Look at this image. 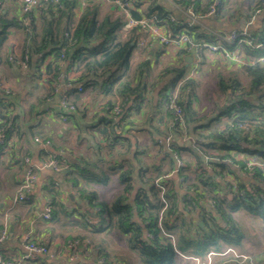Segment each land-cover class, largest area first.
I'll return each instance as SVG.
<instances>
[{
    "label": "crops",
    "instance_id": "obj_1",
    "mask_svg": "<svg viewBox=\"0 0 264 264\" xmlns=\"http://www.w3.org/2000/svg\"><path fill=\"white\" fill-rule=\"evenodd\" d=\"M219 1L220 7H218L216 17L201 19V25L198 26L200 33L204 32L203 26L225 32L245 28L251 35L264 28V10L261 14H254L256 0ZM190 2H193V5L200 11L204 10L209 3L208 0L139 1L135 2L134 12L145 14L148 8H151V11H159L158 8H160V10L171 12L176 18L185 20L187 19L185 9L191 4ZM105 4L108 5V10L110 9V17L123 18L122 11L111 1L102 0L101 6ZM2 14L9 25L6 27L7 37L0 44V77L4 78L13 91L14 71L17 74H22L25 71L26 85L16 89L15 94L14 91L12 93L13 129L8 132L7 146L0 147V228L5 226L8 232L7 238L0 245V254L2 255L0 264H5L3 260H13L20 264H101L98 262L99 260L103 261L102 264H144L137 250L128 245L125 234L116 233L113 229L112 233L108 232L111 227L113 228L112 225L99 232L90 231L85 221L88 215L93 214V210L87 204V199H81V191H93L98 200L105 201L110 205L121 191L123 183L120 182V174L125 172L128 174L131 187L124 194L128 196L129 200H132L136 190L144 187L148 178H157L174 168V154L170 149L165 148L163 138V135L168 134L170 115L157 102L160 97H158V93L164 81L161 79L160 85L151 86V91H148L146 86L142 90V96L138 98L139 106L132 107L124 119L119 122L120 124H110L112 127L108 125L109 123H105L104 119L108 117L106 110L108 105L119 100L128 106L130 100L127 101V98L125 100L124 96L116 92L105 94L102 91H91L88 88L81 91L75 88V94L73 93L71 98L76 103L77 110L67 121L63 122L57 112L53 110L56 98L47 96L50 87L46 83H42L39 78H34L27 69L24 70L23 66L20 68L17 65L24 43L27 42L28 36L34 30L32 26L30 27L31 20L27 25L20 22L19 0H3L0 15ZM80 14L81 11L75 9L74 16L79 17ZM14 20L17 22L16 26L13 24ZM32 22L38 29L42 20L35 13ZM37 22L40 24L37 25ZM138 32L139 36L141 31L138 30ZM120 35L123 38L126 34L122 30ZM17 37H19V41ZM2 50L4 51L2 52ZM254 51H249L251 56H257ZM184 52L176 47L163 48L156 40H151L144 48L137 47L135 42L127 72L133 74L137 63L148 60L150 70L146 78L147 81L152 72L151 68L156 64H161L160 58L172 60V64L168 63L169 65L165 66L167 68L178 66L183 62L189 70L191 58L189 56L190 60L184 61L182 58ZM212 54L217 58L220 57L217 53ZM14 58L16 59L14 60ZM202 61L204 60H201L199 67ZM258 65L264 66V64ZM234 67L240 74L239 78L243 81V67L238 65H234ZM73 69L61 68V71L73 78L77 75ZM163 74H165V70H161V75ZM244 81L242 83H246L247 80L244 79ZM32 90H34L32 92L34 93L32 96L34 103L27 118L29 121L21 124L22 122L17 120L18 106L19 103L23 104L24 99ZM39 91L42 92L41 95L38 94ZM32 93L30 94L32 95ZM196 102L197 97L193 101V107L199 116L197 125L205 123L210 118H215V115L222 110L220 108L209 113L204 112V110L198 109ZM14 107H16L15 111ZM214 124L215 121H212L210 126ZM207 131L206 127H197L196 131L192 133V127L189 126L188 133L186 130L184 133L188 137L187 140H183L184 135L175 138V142L180 140V145L186 146L185 149L179 150L178 157H185L184 163L188 167V171L191 168L190 171L197 170L199 172L200 170L207 176H214L216 183L221 186L231 183L235 179L237 180L235 182L251 189V186L256 182L241 166L246 153L238 150L230 151V155L241 163H236L237 165L233 167L228 162L232 171V174H229L225 171L221 172L213 164H210L209 158L206 159L204 153L202 154L196 148L194 143L197 135L194 133H206ZM35 135L49 138L50 144L44 147L33 142ZM207 152L213 154L217 153V150ZM47 153L65 160V168L56 172L43 166L41 162ZM25 155H28L30 163L36 166L35 181L31 191L32 197L30 201L11 205V196L17 191L19 178L24 170L23 156ZM198 156L201 158L200 166L197 164ZM215 161L217 160L215 159ZM198 168L200 169L198 170ZM190 171L187 174L191 177L192 187V183H195L197 179L196 174ZM169 182V186H173L179 195L185 192L186 189L180 187L181 183L178 182L176 174L171 175ZM206 194L208 195V192ZM220 194L222 196V192ZM226 197L230 198V194L227 193ZM49 200L53 204L52 215L50 219H45L42 217V210ZM189 208L191 218L201 225L202 221L197 216L198 208ZM87 209L91 214L84 213ZM178 209L184 210L180 199ZM240 210L245 214H251L245 209H238L235 213ZM88 218V223L96 222L95 218ZM238 224L241 228L240 223ZM27 233L34 242L46 245L48 253L30 254L28 257H24L27 251L23 247V238ZM244 236L242 231L241 239L237 243L233 242L234 244L223 243L221 238L218 239L221 247L225 249L227 246H231L234 248L235 254H241V257H235L234 252L224 250L208 256L210 250L201 256L194 255L199 259L195 262L192 258L193 254L181 256L177 252L178 256L173 264H252V261H258L260 256L255 254L250 246L245 245ZM74 238L80 240L78 245L68 247L67 241ZM172 238L174 242V237L172 236ZM104 253L109 254L107 261L104 260ZM179 253L182 254L180 251ZM243 256H246V259H242ZM109 260L110 262H108Z\"/></svg>",
    "mask_w": 264,
    "mask_h": 264
},
{
    "label": "trees",
    "instance_id": "obj_2",
    "mask_svg": "<svg viewBox=\"0 0 264 264\" xmlns=\"http://www.w3.org/2000/svg\"><path fill=\"white\" fill-rule=\"evenodd\" d=\"M76 1L63 0L57 8L50 2L42 3L36 12L42 20L41 25L36 29L37 26L32 22L34 14L30 21V27L32 26L34 30L24 43L17 65L21 68L24 62V70L27 69L34 78H40L44 71L47 76L45 83L50 87L47 96L55 97L58 93L55 88L59 86L58 75L61 72V50L67 46L68 41H71L72 44L66 47L63 54L66 69L74 68L73 72L77 74L73 78L67 75L70 87L66 91L69 96H72L76 86L80 85L83 90L88 88L105 94L116 92L124 96L125 100L127 98V101L134 103L146 88V78L150 70L149 61L143 60L136 64L133 74L127 72L139 29L132 28L122 38L120 34L125 24L122 17H110L109 9L98 18L102 0H90L74 23L72 18L75 14ZM210 1L212 0H208ZM191 4L193 5V2ZM263 4L264 0H256L254 8H259ZM158 9L161 14L163 10ZM150 12L151 8H148L146 14ZM132 13L138 17L134 11ZM3 15H0V44L7 37L6 27L9 25ZM13 24L16 26L17 22L14 20ZM201 35L203 32L199 31L198 36ZM252 36H257L255 37L257 40L264 42V28L256 34L252 33ZM254 52L258 56L263 54L264 50L256 49ZM24 55L27 56L26 60ZM242 67L243 81L235 76L229 81L219 77L220 90L227 94L225 106L215 118H210L200 125L196 124L199 116L193 107V101L196 99L193 90L195 78L188 76V67L183 62L178 66L166 68L165 80L158 96L168 97L178 86L177 101L182 107L185 119L183 129L170 119L168 134L163 135V138L170 137L169 147L164 144L166 149H170L171 153L174 152L177 156L180 155L179 150L185 149L186 146L177 145L175 138L182 137L185 130L188 133L189 126L192 127V133L197 127H206L208 129L206 133H194L197 135L196 148L221 172L226 169V173L232 174L227 160L231 165L241 163L230 155L231 150L259 156L264 162V66L256 64ZM244 79L247 80L246 83H242L245 82ZM139 103L135 102L134 106H125L122 103L124 113L119 122L132 107L139 106ZM10 104L9 98L5 95L0 96V126H3L7 133L12 131L10 128H13L14 121L11 113L13 110H9L10 114L6 112ZM53 110L56 111V108L53 107ZM104 119L105 123L112 127L111 119L108 117ZM212 121H215V124L210 126ZM213 150H217V153L207 152ZM197 164L201 165L199 156ZM241 166L243 168L244 163ZM179 170L177 176L181 181L191 180L188 174H183V166ZM200 172L195 170L197 180L192 183V187L190 186L194 195H190V188L179 195L173 186H169V179L164 180L166 186L164 196L167 200L165 208L154 185V177L148 178L144 187L136 190L133 199L129 200L124 193L131 187V182L128 181L127 173L120 174V182L123 185L119 195L110 205L98 200L93 191L82 190L81 199H87V204L93 210V214L88 217L96 219L94 224H90L87 217L86 225L93 232L102 231L111 225L115 227L121 234L127 236L128 245L137 250L144 264H173L178 256L176 249L181 253L198 256L210 249L218 251L221 248L218 241L220 238L223 243H237L242 237V231L234 215L236 210L245 209L253 215L259 214L264 217V170L254 168L252 174H249L256 182L251 189L235 182L237 181L235 179L221 186L216 183L214 176L202 175ZM236 189L243 190L244 194L238 196ZM227 193L230 194V198L226 197ZM205 196L213 198L214 210L207 208L200 200ZM179 199H182L184 210L178 209ZM189 207L198 208L197 216L202 221L201 225L191 218ZM84 213L91 214L89 209ZM158 221L160 227L174 237V242L172 237L161 233ZM103 256L107 261L109 254L104 253Z\"/></svg>",
    "mask_w": 264,
    "mask_h": 264
},
{
    "label": "built area",
    "instance_id": "obj_3",
    "mask_svg": "<svg viewBox=\"0 0 264 264\" xmlns=\"http://www.w3.org/2000/svg\"><path fill=\"white\" fill-rule=\"evenodd\" d=\"M63 0H19V10L20 16L19 20L22 24L27 25L31 20V17L38 11V8L41 7L42 3L50 2L54 8H57ZM89 0H77L75 9L81 11L87 6ZM108 1V0H104ZM112 1V4L120 9L123 13V19L125 24L122 28L126 34L132 28H138L141 33L137 38L136 45L139 48L146 47L151 40H156L163 48L176 47L181 50H184L182 56L183 60L186 61L190 56L191 58V70L188 72V76H192V71L199 67L202 58L205 53H217L220 57L225 58L228 62L238 65H256L264 64V53L258 56H251L249 51L252 50H264V42L257 40L254 36L251 35L245 28L243 29H232L228 32L211 29L204 26L203 35L198 36L199 28L201 25V19L203 18H214L218 13L217 0H212L208 3L204 10L200 11L197 7L189 4L185 9V16L187 19L176 18L171 12L163 11L161 14L158 11H151L148 15L138 14V17L133 16V11L135 10V2L145 1L150 2L151 0H109ZM3 0H0V14L2 13ZM182 8V7H180ZM264 10V4L256 8L254 14H261ZM171 24V26H170ZM207 36L211 38L208 39ZM72 44L71 41L67 42V46ZM63 47L61 50L62 64L61 68L66 69V60L63 58L64 51L66 47ZM190 54V55H188ZM186 58V59H185ZM24 59H27V56L24 55ZM22 66H25V63L22 62ZM43 69V66H41ZM45 77H47L42 71V74L39 80L42 83H45ZM59 86L55 88L58 92L55 94L56 100H54V107L56 112L59 115L61 121H67L74 112L77 110V105L71 99V96L67 94V88L70 87V82L68 81L67 73L61 71L58 75ZM78 91H81L82 88L80 85L76 86ZM12 88L6 83L4 78L0 77V96L5 95L9 98L12 95ZM159 105L163 108L164 111L168 112L170 115L171 121L179 126L181 129L185 128V119L183 116L182 107L177 101V94H172L168 97H159ZM129 104L133 106L134 104L129 101ZM8 114L12 111L11 105H9ZM10 110V111H9ZM108 118L111 119V123L117 125L119 119L121 118L123 112V104L121 101H113L111 107L107 108ZM13 129L12 127L10 128ZM184 135V134H183ZM8 133L3 126H0V147H6L8 144ZM33 142L47 147L50 144L49 138H43L41 136L35 135L33 137ZM165 145L169 147L170 137L167 136L164 138ZM175 158V166L171 169L170 172L163 174L162 176L154 180V185L158 189L159 196L164 203V208L167 206V200L164 197L166 191V186L164 180H167L171 177L172 174L178 172V170L183 166L182 161L179 157L173 152ZM208 159L207 157H205ZM24 170L19 178L17 191L11 196V205L26 202L31 200V191L35 181V168L33 164L30 163V158L28 155L23 156ZM42 165L49 167L54 171H60L62 168H65L66 163L62 158L55 156L53 154L47 153V156L42 160ZM243 169L248 174H252L254 168H260L264 170V162L260 159L259 156L246 155L244 158ZM167 183V181H166ZM236 194L242 196L244 194L243 190L236 189ZM194 195L192 189H190V195ZM189 198V196H188ZM200 200L205 204L207 208L214 210V200L210 196H205L200 198ZM86 203V202H85ZM53 204L51 200L47 201L43 206L42 217L45 219H50L52 215ZM160 227V221H158ZM161 228V227H160ZM161 233L163 235H168L172 237L171 234L167 233L161 228ZM8 232L7 228L3 226L0 228V245L7 238ZM79 239H72L67 241L68 247H74L78 245ZM23 247L26 249L27 254L24 257H28L30 254H46L48 249L46 245L42 243H37L31 240L30 235L27 233L23 238ZM234 252L231 249H227V252ZM178 254L183 256L182 254ZM215 254V252H209L207 255ZM235 257H241V254L233 253ZM2 255L0 254V260ZM194 260L199 261L197 257H192ZM242 259H246V256H243ZM5 264H20L17 261L13 260H3ZM103 263L102 260L98 261ZM199 264V263H198Z\"/></svg>",
    "mask_w": 264,
    "mask_h": 264
},
{
    "label": "rangeland",
    "instance_id": "obj_4",
    "mask_svg": "<svg viewBox=\"0 0 264 264\" xmlns=\"http://www.w3.org/2000/svg\"><path fill=\"white\" fill-rule=\"evenodd\" d=\"M106 12H108V5L105 4L104 6H100L98 18L103 16L104 13H106ZM77 19H78V17L73 16L72 21L74 23H76ZM39 24H40V22H37V25H39ZM17 38L19 41V37H17ZM19 50H20V48H19ZM19 50H18V52H20ZM3 51L4 50H2V52ZM202 59L204 61L202 62L200 67H198L192 71L191 78L193 77L196 80V84H195L193 90H194L195 96L197 97L196 104H198V109L202 110V111L204 110V112L207 111L209 113L210 111L218 110L220 108L223 109L225 106L227 94L220 90V87L218 85L219 77H222L224 81H229L230 78H233L234 76L239 77L240 74L236 73V69L234 67V64H229L228 61L223 57L217 58L212 53L207 52V53H205V55ZM160 62H161V64H156L155 66H153V68H151L152 72H151L150 76L148 77V80L146 81V86H147L148 91H151V89H150L151 86L154 85L156 87V86L160 85L161 79L165 80V79H163L165 77L164 74L161 75V70L162 71L166 70L167 67H165V66L169 65L168 63H171L172 60H170L168 58H165V59L160 58ZM190 70H191V68L189 69V71ZM15 78H17V79L15 80ZM25 85H26V83H25V71H23L22 74H17V72L14 71V89H13L14 94L17 91L16 89H20ZM40 91H42V90H40ZM40 91L38 93L39 95L42 94V92H40ZM32 92H34V90H32L30 93H32ZM178 92H179V90H178V86H177L175 88V90L173 91V94L178 95ZM30 93L28 94V96L26 95L27 97L24 99L23 104L19 103V106H18L19 116H18L17 120L19 122H22L21 124H25L29 121V120H27V118L29 117V113L31 111V106L34 103L33 102L34 100L32 98L34 93H32V95ZM12 96L13 95H11L9 97L10 100H11ZM35 99H36V97H35ZM137 101L140 102L139 99H137L135 101L136 104H137ZM135 102L133 103L134 105H136ZM157 102H158V100H157ZM15 108L16 107H14V111H15ZM23 126H25V125H23ZM185 139L187 140L188 137L184 135L183 140H185ZM179 141L180 140L176 141L175 143L177 145H180L181 143H179ZM182 142L184 143L185 141H182ZM195 145L197 146L196 143H195ZM179 159L182 161V164H183V174H187V172H189L191 170V168H189L190 170L188 171V167L184 163L185 157L184 158L182 157ZM227 162L230 163V161H227ZM235 165H237V164H233V167H235ZM170 171H171V169H170ZM179 171L174 173V174L178 175ZM226 171L227 170L225 169V173H226ZM190 172H193V171H190ZM194 173H195V171L193 172V174ZM199 174L205 175V172L201 171ZM199 174H198V177H199ZM224 180H225V178H224ZM190 181L191 180H189V179L188 180L185 179V181H181V179L178 178V182L181 183V184H179V183L178 184L184 190L188 189V187L191 186ZM235 218L237 219L238 223H240L242 231L245 234L244 239H243V240H245L244 241L245 245L250 246L252 248V251L254 250L255 254H258V256H260V257H258V261H252V264H264V217L259 215V214L258 215L245 214V213H243V211L241 212V210H240L237 213H235ZM112 229L115 230L116 233L117 232L120 233L115 227H113V228L111 227L108 232H110ZM112 231L110 233H112ZM224 246H225V244H224ZM227 249H231L232 251H235L234 248H232L231 246H227V248H225V249L223 247H221L220 250H218V251L212 250V249H210L211 251L210 250L209 251L210 252H219V251L221 252L224 250L227 252ZM176 252H178L177 249H176ZM243 254H245V253H243ZM182 255L185 256V253H182ZM192 257H195V256L193 255ZM195 262H197V261L195 260ZM249 264H251V263H249Z\"/></svg>",
    "mask_w": 264,
    "mask_h": 264
},
{
    "label": "water",
    "instance_id": "obj_5",
    "mask_svg": "<svg viewBox=\"0 0 264 264\" xmlns=\"http://www.w3.org/2000/svg\"><path fill=\"white\" fill-rule=\"evenodd\" d=\"M187 57H189V56H187ZM189 58H190V57H189ZM185 59H186V58H185ZM187 60L189 61L190 59L187 58Z\"/></svg>",
    "mask_w": 264,
    "mask_h": 264
}]
</instances>
